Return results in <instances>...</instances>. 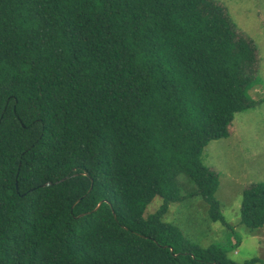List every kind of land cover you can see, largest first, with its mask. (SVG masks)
I'll use <instances>...</instances> for the list:
<instances>
[{"label": "trees", "instance_id": "16d2710c", "mask_svg": "<svg viewBox=\"0 0 264 264\" xmlns=\"http://www.w3.org/2000/svg\"><path fill=\"white\" fill-rule=\"evenodd\" d=\"M259 68L215 0H0V264H238L164 217L198 195L233 229L203 153L264 104ZM239 216L264 227V182Z\"/></svg>", "mask_w": 264, "mask_h": 264}, {"label": "rangeland", "instance_id": "374dc122", "mask_svg": "<svg viewBox=\"0 0 264 264\" xmlns=\"http://www.w3.org/2000/svg\"><path fill=\"white\" fill-rule=\"evenodd\" d=\"M224 5L237 28L256 40L262 58L260 75L263 84L253 88L251 97H264V1L215 0ZM263 39V42L261 41ZM261 42V43H260ZM232 136L211 142L203 153L204 163L219 172V190L216 194L221 210L233 229L209 217V206L196 195L171 203L164 221L180 228L185 237L203 246L220 245L228 250V257L238 264L257 259L264 264V227L250 231L239 223L242 187L250 181H264V104L235 115ZM185 195L195 184L185 174L180 176ZM240 185V187H239ZM164 198L157 196L147 207L145 217L161 209ZM239 240V245L231 244Z\"/></svg>", "mask_w": 264, "mask_h": 264}, {"label": "crops", "instance_id": "0c3cea01", "mask_svg": "<svg viewBox=\"0 0 264 264\" xmlns=\"http://www.w3.org/2000/svg\"><path fill=\"white\" fill-rule=\"evenodd\" d=\"M264 4V3H263ZM259 57H260V59H263L262 58V54L260 53V49H259ZM250 94H251V92H250ZM232 136V135H231ZM253 182H257V181H250V182H248V183H245V185H247V184H249V183H253ZM260 182H264V181H260ZM245 185H243V187H242V191H243V189L245 188ZM239 187H240V185H239Z\"/></svg>", "mask_w": 264, "mask_h": 264}]
</instances>
